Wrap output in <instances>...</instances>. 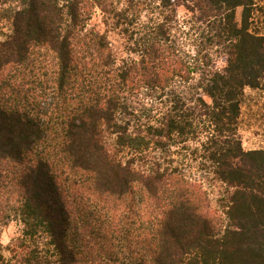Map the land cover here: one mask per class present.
Masks as SVG:
<instances>
[{"label": "trees", "instance_id": "1", "mask_svg": "<svg viewBox=\"0 0 264 264\" xmlns=\"http://www.w3.org/2000/svg\"><path fill=\"white\" fill-rule=\"evenodd\" d=\"M185 3L205 12L195 53ZM256 4L0 0V226L22 222L28 261L264 264V149L238 132L264 81ZM96 5L135 57L88 28Z\"/></svg>", "mask_w": 264, "mask_h": 264}, {"label": "rangeland", "instance_id": "2", "mask_svg": "<svg viewBox=\"0 0 264 264\" xmlns=\"http://www.w3.org/2000/svg\"><path fill=\"white\" fill-rule=\"evenodd\" d=\"M257 9L254 11L252 19V30L264 34V0H255ZM107 6L96 5L93 10L92 17L89 21L88 28L97 31L105 36L111 43V48L116 54L119 62L129 57H135L128 49L127 39L116 29L110 27L107 23ZM176 21H174V36L178 39L184 48L192 53H195L196 40L198 37L197 29L202 25L201 18H204V11L199 8H193L192 3L181 4L176 7ZM194 10V11H193ZM243 9H237V20L241 22ZM148 12L143 14V20L148 17ZM204 20V19H203ZM202 20V21H203ZM217 67L223 68L227 65L226 58L217 59ZM198 76V75H197ZM193 80L192 83H197ZM147 93L141 95L139 100V108L142 104L145 107H161ZM206 100L210 99L206 96ZM154 104V105H155ZM144 106V105H143ZM239 135L242 139L243 147L246 150L264 149V81L259 88L246 87L245 97L241 106V116L239 119ZM193 146H198V143H192ZM178 157V155L176 156ZM208 187V185H206ZM210 195L213 199L217 197V187L210 186ZM23 224L19 219L10 220L7 224L0 226L1 242L4 245L3 264H42L44 262L27 260V251L29 247L23 244L22 240ZM43 261V260H42Z\"/></svg>", "mask_w": 264, "mask_h": 264}]
</instances>
